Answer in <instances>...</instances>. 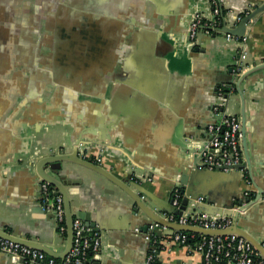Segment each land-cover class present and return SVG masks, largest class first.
Masks as SVG:
<instances>
[{
	"label": "crops",
	"instance_id": "crops-1",
	"mask_svg": "<svg viewBox=\"0 0 264 264\" xmlns=\"http://www.w3.org/2000/svg\"><path fill=\"white\" fill-rule=\"evenodd\" d=\"M19 2L27 11L15 24L4 17L0 35L6 46L0 53L1 227L63 250L54 218L39 204L36 162L75 146L115 176L134 170L158 198L168 197L187 165L185 147L201 146L207 125L217 120L215 106L244 116L249 161L264 164V11L246 25L242 46L222 33H201L191 48L186 19L196 8L207 13L203 0ZM261 3L222 0L227 15ZM241 48L246 68L236 75ZM222 84L233 87L226 96L218 93ZM66 168L75 182L66 185L74 214L89 216L101 231L100 250L87 264H151L153 244L141 234L144 222L128 195L87 167ZM188 180L217 202L253 189L252 182L264 190V178L257 173L250 180L246 171L240 178L202 172ZM246 224L264 233V205ZM154 259L202 264L199 253L183 246H160ZM0 264L23 263L0 252Z\"/></svg>",
	"mask_w": 264,
	"mask_h": 264
},
{
	"label": "water",
	"instance_id": "water-1",
	"mask_svg": "<svg viewBox=\"0 0 264 264\" xmlns=\"http://www.w3.org/2000/svg\"><path fill=\"white\" fill-rule=\"evenodd\" d=\"M21 0H0V35L2 34L3 28L5 27L2 20L4 17L10 19L11 22L15 24L17 18L16 16H24L25 11H22L20 2ZM199 1V0H194ZM204 1V0H203ZM206 3V2H205ZM207 5V3H206ZM255 5V4H254ZM208 9V5H207ZM224 9V8H223ZM200 9H194L191 12H188L186 19V43L191 47L195 48L199 45L198 40L196 42H191L187 33V27L191 14ZM22 11V12H21ZM261 11H264V3L260 5H255L252 11L237 22L234 26L235 19L230 15L222 12V27L220 31L225 38V34L229 33L234 36H242L245 34L246 25L253 20L255 15ZM21 12V13H20ZM11 26L15 28L16 26L11 23ZM16 31V29H12ZM217 33H211L210 37H215ZM12 44V40L7 41ZM0 42V53L4 49V45ZM241 122V147H242V160L239 164L233 165L232 167L223 170V168L217 167L213 170L206 169L205 164H201L199 161L202 159L201 152L203 150L202 146H193L189 145L185 147V152L187 156V165L184 171L181 173V177L172 182L171 193L168 197L164 199L158 198L150 188L144 186V183L139 179H135L136 172L134 170L128 171L124 177L115 176L110 171L106 170L101 164L95 163L87 159L84 155H81L79 152V147H72L70 151H64L62 149L56 151H49L48 153L40 156L36 162V172L38 177V183L40 181L48 182L52 187H55L59 194L62 196L63 206H64V219H65V235L63 236L64 248L62 251H54L48 246L35 241L33 239L26 238L22 234L15 231V229L6 230L4 227L0 226V238L7 239L16 243L27 245L36 249H39L51 257L62 260L65 255L69 252L72 246L73 238V229L72 222L74 217V210L70 205V195L71 191L66 187L70 183H75L68 181V176L71 173V169H64L65 163H76L78 165L87 167L104 178L110 180L113 184L123 190L128 197L131 199L133 204V212L137 215L138 220L143 219L144 225L140 227V232L142 235H147L151 233L148 229L150 224L158 223L160 226H164L163 230L159 227L153 230V233L157 236L170 235L174 231H188L193 232L199 235L207 236H221V235H230L235 234L246 239L258 252L261 259L264 260V233H257L247 230V217L252 213V211L257 210L258 208L264 205V201L259 200V196L264 190L259 189L253 185V189L248 188L247 192L250 195H245L244 192L237 195H227L224 197L225 201L217 202L212 199L210 194H205L204 192H199L196 187L193 186V181L188 180L189 177L193 176L194 173H217V174H226L236 173L238 177H242L246 171L250 180L253 179V176L257 173L264 178V168L261 167L264 164L262 162H256L253 166L249 161V154L246 151V126L244 116L241 114L239 116ZM63 171V173H62ZM215 171V172H214ZM146 180L150 179V176H146ZM178 189L181 195V205L178 209L172 205V192L173 190ZM40 191V186H39ZM254 192V197L251 198ZM199 197L203 198L202 202L197 201ZM41 196L39 198V204L41 205ZM234 207L235 209H231ZM203 211L209 215H225L231 218V223L224 228H203L197 225H188V224H178L176 222H171L165 217L162 216V211L173 212L175 214H182L184 211ZM53 218V213L43 210ZM80 219L84 220L86 224L90 225L91 223L89 216H82L81 214L77 215ZM145 220V221H144ZM150 242V239H147ZM5 254V253H4ZM7 255V254H5ZM9 258H11L8 255ZM22 262V259H21ZM84 264H87L85 262ZM94 264H98L94 262Z\"/></svg>",
	"mask_w": 264,
	"mask_h": 264
},
{
	"label": "built area",
	"instance_id": "built-area-1",
	"mask_svg": "<svg viewBox=\"0 0 264 264\" xmlns=\"http://www.w3.org/2000/svg\"><path fill=\"white\" fill-rule=\"evenodd\" d=\"M208 5L207 13L196 10L189 19L187 33L191 42H196L201 33H222L217 20L222 17V0H204ZM255 5H250L244 16L253 10ZM228 15L235 19V23L240 21L243 16L240 14ZM222 20V19H221ZM227 41H234L243 45L246 36H234L229 33L225 34ZM238 58L233 67L236 75L241 74L246 68V52L241 48ZM228 87L229 90L224 92L223 89ZM232 86L222 84L218 87L219 95L226 96ZM217 120L207 125V138L201 145V164L209 169L223 168L226 170L233 165H237L242 160L241 147V122L236 114L227 113L220 107L213 108ZM41 206L43 210L53 213L55 228L60 234L66 230L64 219V206L62 196L51 189V185L46 181H40ZM245 195H250L247 191ZM254 197V192L251 198ZM259 200L264 201V192L260 194ZM197 201L202 202L203 198L199 197ZM172 205L178 209L181 205V195L178 189L172 192ZM231 209H235L232 207ZM162 216L171 222L178 224L197 225L203 228H224L231 223V218L225 215H209L203 211L187 210L182 214L162 211ZM163 230L164 226L158 223L150 224L148 229L151 233L145 235L153 244L147 262L152 263L155 259V253L160 246H183L189 252L199 253L202 264H264L257 250L243 237L230 234L221 236L199 235L188 231H174L170 235L157 236L153 233L155 228ZM73 238L72 246L69 252L61 260L60 264H84L90 255L96 256L101 247V231L97 227L86 224L82 219L75 216L72 222ZM183 232L190 233L184 234ZM194 235H198V240L194 244L188 243ZM169 249V248H168ZM0 252L9 255L11 258L22 259L23 264H55V258L45 252L7 239L0 238Z\"/></svg>",
	"mask_w": 264,
	"mask_h": 264
},
{
	"label": "trees",
	"instance_id": "trees-1",
	"mask_svg": "<svg viewBox=\"0 0 264 264\" xmlns=\"http://www.w3.org/2000/svg\"><path fill=\"white\" fill-rule=\"evenodd\" d=\"M222 12H225L224 9H222ZM240 15H241V16H244L243 12L240 13ZM221 19H222V18L219 17V19L217 20V22L219 23V27H220V28L222 27V20H221ZM228 90H229L228 87H226V88L223 89L224 92H227ZM51 189H53L54 192L59 193L58 190H57L55 187H52V186H51ZM6 230H7V229H6ZM183 233H184V234H189V235H190V233H186V232H183ZM61 235L64 236V235H65V232L63 231V232L61 233ZM198 238H199L198 235H194V237H193L192 239H189V240H188V243H190V244H194V242H196V241L198 240ZM60 262H61L60 259L55 258V264H60ZM151 264H158V263L154 260Z\"/></svg>",
	"mask_w": 264,
	"mask_h": 264
}]
</instances>
